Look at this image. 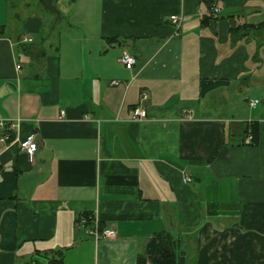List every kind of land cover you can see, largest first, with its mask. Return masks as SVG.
I'll return each instance as SVG.
<instances>
[{
    "label": "crops",
    "instance_id": "0c3cea01",
    "mask_svg": "<svg viewBox=\"0 0 264 264\" xmlns=\"http://www.w3.org/2000/svg\"><path fill=\"white\" fill-rule=\"evenodd\" d=\"M32 1L0 0V264H152L163 232L264 264V0Z\"/></svg>",
    "mask_w": 264,
    "mask_h": 264
},
{
    "label": "built area",
    "instance_id": "2783aa9c",
    "mask_svg": "<svg viewBox=\"0 0 264 264\" xmlns=\"http://www.w3.org/2000/svg\"><path fill=\"white\" fill-rule=\"evenodd\" d=\"M212 12L216 13L218 11L217 7H212ZM171 23L174 25V27L178 28L182 17L181 15H171L169 17ZM30 40V39H28ZM120 61L127 67V68H132L134 64L136 63V58L131 55L126 49H122L121 55H120ZM20 66L17 65V68ZM113 83H116V81H113ZM147 95L145 93L142 94V99L146 98ZM250 105L255 106L258 102L257 99H250ZM146 117V110L141 107V106H136L133 111H132V120L133 121H141ZM0 126H4V122L0 121ZM246 143H252V135H247L246 136ZM38 143L34 139V135L30 134L27 136L25 139L21 140L19 142V147L20 149L26 154L27 158L29 161L33 160L34 153L37 149ZM184 182H189L191 179L189 176L184 175L183 176ZM90 221V229H89V234L95 239H100L102 237H107V238H113L116 236V230L112 227H101L99 225V221L96 217V215L89 216ZM87 219L84 217H81L80 219V224L81 225H87L86 224Z\"/></svg>",
    "mask_w": 264,
    "mask_h": 264
},
{
    "label": "trees",
    "instance_id": "16d2710c",
    "mask_svg": "<svg viewBox=\"0 0 264 264\" xmlns=\"http://www.w3.org/2000/svg\"><path fill=\"white\" fill-rule=\"evenodd\" d=\"M6 132V129L3 130ZM13 134L9 133L8 139L13 138ZM83 217L87 219L86 224H90L89 214H83ZM81 217L77 219V223H80ZM156 251L149 256L152 264H184L185 257L184 251L181 249L180 238L173 237L168 232L157 234ZM65 249H56L44 252L43 255L47 259L45 263H24V264H63Z\"/></svg>",
    "mask_w": 264,
    "mask_h": 264
},
{
    "label": "rangeland",
    "instance_id": "374dc122",
    "mask_svg": "<svg viewBox=\"0 0 264 264\" xmlns=\"http://www.w3.org/2000/svg\"><path fill=\"white\" fill-rule=\"evenodd\" d=\"M30 1H32V0H30ZM28 2V1H27ZM27 12H29V13H33V12H41V10L40 9H38V8H36V6H35V4L33 3V1H32V4H31V6H30V8H28V10H26Z\"/></svg>",
    "mask_w": 264,
    "mask_h": 264
}]
</instances>
